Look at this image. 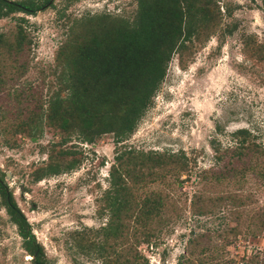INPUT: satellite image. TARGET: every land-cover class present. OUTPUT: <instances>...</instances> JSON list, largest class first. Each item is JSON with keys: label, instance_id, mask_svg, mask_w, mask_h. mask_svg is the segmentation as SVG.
<instances>
[{"label": "rangeland", "instance_id": "rangeland-1", "mask_svg": "<svg viewBox=\"0 0 264 264\" xmlns=\"http://www.w3.org/2000/svg\"><path fill=\"white\" fill-rule=\"evenodd\" d=\"M200 2L207 21L171 55L150 105L116 146L110 134L78 139L76 113L62 132L48 104L65 96L59 49L98 16L131 22L135 0H50L34 14L0 17V177L47 264H264V0ZM240 128L251 152L237 155ZM114 147L187 159L143 187L129 183L135 198L161 195L162 209L132 235L121 216L127 234L116 239L103 231ZM47 166L57 174L43 175ZM0 264H31L1 205Z\"/></svg>", "mask_w": 264, "mask_h": 264}, {"label": "trees", "instance_id": "trees-1", "mask_svg": "<svg viewBox=\"0 0 264 264\" xmlns=\"http://www.w3.org/2000/svg\"><path fill=\"white\" fill-rule=\"evenodd\" d=\"M49 2L0 0V17L14 12L34 14ZM135 5L131 22L98 16L97 27L90 28L81 39H72L58 51V58L64 59L59 82L65 96L48 104L49 115L59 120L62 132L72 129L74 113L81 116L76 133L85 143L91 144L101 135L110 134L116 146L129 136L163 80L171 55L184 49L201 23L207 21V11L200 0H135ZM16 36L18 40L22 38L20 28ZM232 135L237 139L233 153L239 155L243 147L247 153L251 152L246 147L249 131L240 128ZM112 161L107 174L108 218L103 231L107 237L116 239L124 231L127 234L121 216L131 220L129 233L132 235L136 226L145 227L161 213V195L149 192L135 198L132 186L143 187L160 174L159 170L166 168L167 171V167L178 166L175 168L183 170L187 159L183 153H133L130 149L114 147ZM57 172V168L47 166L43 175ZM0 205L21 240L22 250L31 257V264H47L41 246L1 177ZM141 236L143 243L148 244L150 235L141 232Z\"/></svg>", "mask_w": 264, "mask_h": 264}]
</instances>
